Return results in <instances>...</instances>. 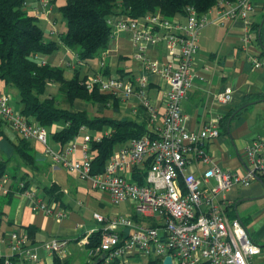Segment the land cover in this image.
<instances>
[{"label":"crops","instance_id":"1","mask_svg":"<svg viewBox=\"0 0 264 264\" xmlns=\"http://www.w3.org/2000/svg\"><path fill=\"white\" fill-rule=\"evenodd\" d=\"M251 1L254 10L248 20L220 17L219 10L227 9L229 6L219 5L218 2L203 13L206 14L207 21L199 31L198 50L193 65V86L181 106L184 124L189 131H199L213 122L218 126L220 134L218 137L206 139L203 143V149L210 157L208 162L190 157L187 171L194 172L197 176H202L205 170L214 165L244 174L248 164L245 157L247 146L256 141L264 142V0ZM28 2L29 13L36 15L40 8L39 2L37 0ZM51 5L53 7L51 12L48 10L43 12V9H40L39 17L45 20V24L52 22L53 14L59 12L60 5L57 0H51ZM171 17H177L182 23L186 21L184 14ZM48 32L51 35L58 34V37L60 34V31L55 30ZM145 46V60L136 58L138 48L132 32L120 30L114 20L108 45L85 63H78L77 53L66 46H64L66 51H54L48 55L38 53L35 58L38 63L49 62L56 65L57 57L62 54L59 56L58 66L63 68L69 66L73 71L84 70L87 79L94 74H100L104 77L118 75L132 80L135 92L130 97L111 94L113 98L108 103L76 101L73 110L87 111L96 118L135 121L145 127L147 135L155 134L162 126L170 89L167 78L160 71L152 70L150 64L155 62L158 70H162L167 63H172L175 69L177 62L169 53L165 40L156 45L148 43ZM142 74L147 76V86L143 96H140L136 78ZM8 87L3 82L0 83V94L10 95L7 92ZM228 88L232 89L230 100L220 101L218 94ZM32 122L37 123L34 120ZM63 127L64 124L56 122L47 128L52 137L51 142L57 149L63 144L53 137V133ZM84 127L86 129L83 132L79 131L75 137L81 135L83 140L77 143L74 157H80L81 150L78 148L81 147L86 135L92 138L103 137L113 130L111 125L103 126L102 130ZM4 128L10 139L21 138L8 125ZM27 140L31 143L32 139ZM129 141L130 139L118 143L113 152L127 145ZM32 146L34 153V145ZM11 147L12 144L0 136L2 153L0 160L9 157L11 158L9 167L13 164V171L8 170L0 177V256L6 258L13 255L10 234L15 231L20 234L27 233L25 244L28 248H36L38 253L36 262L17 256L16 264H54L55 255L49 254L42 246L44 242L53 238L68 240L59 256L62 263L84 264L91 261L93 256H98L92 255V249L88 248L89 236L97 230L103 233L104 224L97 220L96 226L89 224L86 220V211L91 206L100 208L106 203L111 204L109 194L94 188L90 181L81 179L76 172L68 170L75 176L68 174L65 177L56 164L54 168L57 170L46 178L42 185L43 190L39 192V187L29 178V170L35 171L33 172L35 174L39 173L41 170L39 164L45 161L43 155L38 156L34 153L37 168L33 169L19 160V157L11 152ZM146 169L145 164L138 168V172H145ZM23 174H27L26 181H30L27 190L34 191L36 198L30 196L27 190L22 191L21 184L25 183L21 179ZM52 183L58 187L59 200H54L44 190V186ZM215 184L216 181L211 179L210 185ZM35 199H40L53 207V213L34 211L32 205ZM132 206L134 212L120 214L137 217V221H153L151 217L138 215L134 204ZM219 206L230 219H239L260 245L261 251L252 257L251 264H264V182L257 179L250 186L239 185L221 193ZM115 215L108 214L104 217L108 219ZM29 225L33 227L28 229ZM87 236L88 242L85 240Z\"/></svg>","mask_w":264,"mask_h":264},{"label":"built area","instance_id":"2","mask_svg":"<svg viewBox=\"0 0 264 264\" xmlns=\"http://www.w3.org/2000/svg\"><path fill=\"white\" fill-rule=\"evenodd\" d=\"M37 1L40 4L37 16L41 14L40 9L43 12L52 10L49 0ZM218 3L229 6L219 10L220 17L248 20L254 10L251 0H219ZM184 16V23L177 17L158 14H147L141 19L124 15L110 18L109 22L113 24L116 20L120 30L132 32L138 48L136 58L145 60V45H156L165 40L177 66L173 69L172 63H167L158 70L157 63L151 62L150 68L160 71L170 84L163 124L155 134L130 139L127 145L113 152L100 172L92 167L91 141L94 138L85 136L78 148L80 157H74L77 150L74 139L60 149H54L48 143L47 128L27 120L20 112L16 113L10 95L0 94V121L22 138L37 140L56 165L78 173L94 188L109 194L111 204L129 201L134 204L138 215L153 219L137 221L132 215L124 214L106 219L94 213V218L104 227L101 242L91 254L100 257L105 254L103 261L106 264L116 260L120 264H129V258L137 255L149 257L150 262L153 260L149 264H164L167 256L172 257V264H251L252 257L261 251L243 223L237 218L230 219L221 211L219 195L235 186L247 187L261 179L260 174L264 175V142L256 141L247 146L245 157L248 164L244 174L217 165L205 170L202 176L187 171L191 156L205 162L210 160L203 143L206 139L218 137L220 131L213 122L196 132L189 131L184 124L181 104L193 86L199 31L207 21L206 14L199 13L192 5L186 7ZM136 80L139 95L143 96L147 76L142 74ZM86 85L88 88L98 86L102 92L124 98L135 92L133 81L118 75L104 77L95 74L87 79ZM231 95L232 89L228 88L218 94V99L228 102ZM85 129L82 126L80 131ZM95 139L100 141L102 137ZM145 164V172H135ZM211 179L216 181L215 185H210ZM27 193L35 197L34 191L27 190ZM32 209L53 213V207L40 199L34 200ZM27 238V233L15 231L10 234L13 255L6 257V264H10L14 256L31 262L38 260L36 248H28L25 244ZM85 240L88 242V236ZM67 244V239L53 238L42 246L49 254L60 256Z\"/></svg>","mask_w":264,"mask_h":264},{"label":"trees","instance_id":"3","mask_svg":"<svg viewBox=\"0 0 264 264\" xmlns=\"http://www.w3.org/2000/svg\"><path fill=\"white\" fill-rule=\"evenodd\" d=\"M26 1L0 0V80L17 89L22 106L20 114L24 118L35 120L46 128L56 122L64 124L62 129L53 133V137L61 144L74 139L82 126L102 130L103 126L111 125L113 130L109 135H104L100 141L95 138L91 141L92 167L94 171L100 172L113 154L114 147L128 139L145 135V127L128 119L96 118L87 111L73 110L76 101L108 103L113 96L100 91L98 86L88 88L87 77H80L79 70L75 71L72 78H68L63 67L49 62L38 63L35 56L38 53L48 55L61 46H66L77 53L78 63H85L108 45L112 35V24L109 20L113 16L124 15L131 19H141L147 14H158L172 18L171 16L177 14H185L189 5L194 6L199 13H205L219 0H67L59 6V11L67 21L66 31L60 33L58 38L49 40L38 22L37 14L29 13ZM50 83L59 85L57 95L47 93ZM5 126L0 121V136L12 144L11 152L26 165L37 168L30 140L22 137L10 139ZM10 160L9 157L0 160V177L7 173ZM27 177V174L21 176L25 181L22 191L28 189L30 181H26ZM259 177L264 182V175L260 174ZM44 190L54 200L60 199L55 183L44 186ZM134 218L138 220L137 217ZM32 227L27 226L28 229ZM101 234V230L91 233L89 249L99 246ZM16 258L17 256L12 257L10 264H16ZM99 258L93 256L91 261L84 264H94ZM0 264H6L5 257L0 256ZM54 264L67 263H62L60 257L55 255ZM98 264H104V261ZM108 264L120 263L116 260Z\"/></svg>","mask_w":264,"mask_h":264},{"label":"rangeland","instance_id":"4","mask_svg":"<svg viewBox=\"0 0 264 264\" xmlns=\"http://www.w3.org/2000/svg\"><path fill=\"white\" fill-rule=\"evenodd\" d=\"M67 0H57V3L58 5H62L66 2ZM30 3V2H29ZM49 4L52 9V5H51V0H49ZM39 17V16H38ZM38 22L39 24L44 28L45 30V37L47 40L49 39H56L58 38V34L56 35H51L48 30H55L56 32H59V33H62V32H65L66 31V25H67V21L64 17V15L62 14V12H58L56 14H53V18H52V22L48 23V24H45V20L41 17H39L38 19ZM55 22V23H54ZM46 28H48V30H46ZM66 47H60L59 49H57L56 51H62L65 50ZM60 57L62 56L59 55ZM59 56L57 57V62L56 65H59ZM90 60V59H89ZM65 69V75L66 77L68 78H72L74 75H75V71L71 70L69 68V66H65L64 67ZM85 75V72L84 70L81 71L80 73V77H83ZM3 81L0 80V83H2ZM3 84H5L3 82ZM7 92L10 94V97H11V105L14 109V111L16 113L20 112L21 110V103H20V98H19V94H18V91L15 87L13 86H10L7 88ZM59 92V85L58 84H55V83H50L48 88H47V93H52L54 95H57ZM62 102H64L63 100H61ZM64 105V103H63ZM34 122H36L34 120ZM52 140V137H51V134L49 133L48 135V143L51 147H53L54 149H57L56 146L53 145V143L51 142ZM83 140V136H79L78 138H75L74 139V142L76 143H79ZM31 143L34 145V153L36 155H40L44 157L45 161L43 162H40L39 164V167H40V171L38 174H35L33 172V170H29L30 172V180L35 183V185H37V187H39V192H41L43 189H42V185L43 183H45V180L46 178H48L49 176L52 175V172H54L55 169L54 167L56 166L55 163L53 162L52 160V157L47 155L45 153V149H44V146L39 143L38 141L32 139L31 140ZM2 156V153L0 152V158ZM59 167V170H61V173L65 175H68V174H71L73 176H75L74 174H72L71 172H68V169L66 167H62L61 165H58ZM25 168V167H24ZM9 171H13V164L8 168ZM18 174L19 173V170H17ZM11 179L13 180V178L11 177ZM67 199V198H66ZM65 199V200H66ZM94 211H97V213L103 215V216H106L108 214H111V215H115V214H120V213H124V214H127V213H131V212H134V209H133V206L130 202H125V203H121L119 205H114V204H104L103 207H100V208H94L93 206H91L88 211H86V220L89 224H92L94 226H96V219L93 218L94 217ZM150 262V258L149 257H145V256H135V257H131L130 258V263L129 264H149Z\"/></svg>","mask_w":264,"mask_h":264},{"label":"water","instance_id":"5","mask_svg":"<svg viewBox=\"0 0 264 264\" xmlns=\"http://www.w3.org/2000/svg\"><path fill=\"white\" fill-rule=\"evenodd\" d=\"M105 258V254H102V256L94 263V264H98L100 262H102ZM164 264H172V257L171 256H167L164 259Z\"/></svg>","mask_w":264,"mask_h":264}]
</instances>
